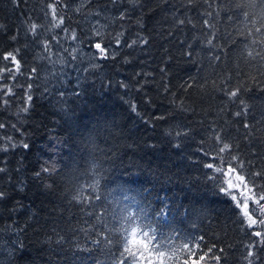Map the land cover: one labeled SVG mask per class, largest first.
<instances>
[{
	"label": "trees",
	"instance_id": "trees-1",
	"mask_svg": "<svg viewBox=\"0 0 264 264\" xmlns=\"http://www.w3.org/2000/svg\"><path fill=\"white\" fill-rule=\"evenodd\" d=\"M51 2L0 0V264H137L133 229L165 264H264L222 187L264 171L259 2L60 0V28Z\"/></svg>",
	"mask_w": 264,
	"mask_h": 264
},
{
	"label": "snow or ice",
	"instance_id": "snow-or-ice-1",
	"mask_svg": "<svg viewBox=\"0 0 264 264\" xmlns=\"http://www.w3.org/2000/svg\"><path fill=\"white\" fill-rule=\"evenodd\" d=\"M19 0H13V3H18ZM112 3H116L117 0H111ZM189 2H191V0H189ZM257 2H259L261 8H262V14H261V24L259 27H256L255 28V33L257 34H261L262 37H264V0H248V6L251 7V8H255L257 6ZM60 4V0H52L51 3H48L47 4V8L51 10V17H52V20L55 22L52 26L54 28H60L61 25L64 23V18L61 16L59 17V19H57V7L59 6ZM238 9H243L245 7V5H242V4H239L236 6ZM79 10V9H77ZM127 15V12L124 11V10H121L120 13H119V18L120 19H124ZM210 15V14H209ZM243 15L245 17V19L247 20L249 18V13L248 12H243ZM178 23L179 24H184L185 21L184 20H178ZM204 24L205 25H209V21L207 19L204 20ZM253 24H255V21H253ZM38 25L35 24V23H32L31 25H29V31H31L33 33V35H35L36 33V29H37ZM210 27V25H209ZM95 35L96 36H101V33L100 32H95ZM120 35H123L122 33ZM71 38L73 40L76 39V33L75 32H72L71 34ZM13 39H15V37H13ZM54 39V38H53ZM139 40V44H147V40L146 39H143V38H138ZM138 40H132L131 43H126L125 46L126 47H135V46H138ZM121 43V40L119 38L116 39V44L117 45H120ZM207 43L209 45H212L213 44V41L211 39H209L207 41ZM253 43H257V41H253ZM259 43H261L262 45H264V38H262ZM44 47L45 49L47 50L48 47H49V44L47 41L44 42ZM95 49H97L103 56L104 58H107L108 57V52H107V49L106 47L102 46L101 43L97 42L95 43ZM191 55V52H189V56ZM259 55V53L257 54ZM248 56L249 57H252L253 56V53L251 51L248 52ZM262 59H264V56H261ZM4 60H11L15 65H16V69L19 70V61L16 59V56L12 53V52H9L7 55H5L3 57ZM213 59L219 61L220 60V56L217 55L215 57H213ZM2 71V70H0ZM8 92H11V89H8ZM238 92L239 90H236V91H230L229 92V99H232V98H235L238 96ZM28 101H31L32 97L31 95H29L27 97ZM243 103V102H241ZM23 111L27 112L28 109L25 107L22 109ZM244 113L242 111H237L235 113V115L237 117H240L242 116ZM4 125L3 124H0V128H3ZM245 128L248 127L247 124L244 125ZM24 147H27V144L26 143H21ZM12 147H16V145H12ZM229 148V145L227 143L224 144L223 148L220 149V151H224L225 149H228ZM233 159L235 160L236 157H233ZM209 167H211V165H209ZM241 169H243L244 165L243 163H241L240 165ZM5 169L0 167V172H4ZM45 171H47V169H45ZM229 171H232V169L230 168ZM249 177L251 178L248 182L252 183V184H255L256 180L257 179H260V180H264V171H257V172H250L249 173ZM237 180L244 185V187L247 189L248 188V182H246V176L245 175H237ZM230 187H236V185H232L230 183L229 185ZM249 191H251V189H249ZM261 192H264V187H261L258 189V191L256 193H254L255 196H257L258 198L255 199V203L256 205H258L259 207V210L261 213H264V203H261L262 201H264V194H260ZM6 195V193H4L3 191H0V198H3L4 196ZM233 199H235V197H232ZM253 197L252 196H249L248 199H252ZM244 208L247 209L248 208V203H247V200L245 201L244 203ZM244 216L245 217H248L249 214L247 211L244 212ZM257 221L256 220H252V219H248V226L251 227L252 225L256 224ZM261 224H264V220H261L260 221ZM133 231L135 232V229H133ZM145 236L148 235V233L144 234ZM253 235L258 239L257 241V244L259 245H264V232H261V231H256L253 233ZM256 247V245L254 244H250L249 245V250L247 252V256H246V259H248V264H253V261L252 259H250L251 257L255 256L256 255V252L254 251V248ZM125 251L128 253V255L132 256L134 261H135V253H133L131 251L130 248H128L126 246L125 248ZM158 255L160 257H164L166 255L165 252H159ZM217 261H219L220 257L219 256H216L214 257ZM203 259V257L201 258Z\"/></svg>",
	"mask_w": 264,
	"mask_h": 264
},
{
	"label": "rangeland",
	"instance_id": "rangeland-1",
	"mask_svg": "<svg viewBox=\"0 0 264 264\" xmlns=\"http://www.w3.org/2000/svg\"><path fill=\"white\" fill-rule=\"evenodd\" d=\"M85 2H87V0H82V3H85ZM91 27L93 28L96 26L93 23H91ZM101 29H103V27H101ZM97 31L98 30L93 28V32H97ZM84 50L86 51V53H89L86 49H84ZM82 54H83V50H81L79 52L80 56H82ZM87 59L89 60V56H83V58H81L80 61L82 63V62H85ZM73 67L74 66H69V68H73ZM75 72L79 75V73L81 71L77 67V68H75ZM236 177H237V175L231 171L224 173V178H223V182H222L223 191L236 204V206L239 208V210L243 216H244L245 211L248 212L249 216L248 217L244 216L247 223H248L249 218L257 221L256 224L251 226L252 228H256L258 226L257 215L260 216L259 207L255 203V199L257 197L254 195V192L249 187V185H248V188L246 189L244 187V185L241 184L237 180ZM230 183L232 185H236V187H230L229 186ZM249 189H251V191H249ZM249 196H252L253 198L248 199ZM232 197H235V199H233ZM246 200L248 203L247 209L244 208V203ZM132 242L134 243L135 246H137L141 250L140 256H139L141 261L138 262L137 264H142L143 262H144V264H165V256L160 257V256L156 255L155 253L151 252L149 247H147L145 237L143 235H141V236L138 235L137 231H135V232L133 231V233H132Z\"/></svg>",
	"mask_w": 264,
	"mask_h": 264
}]
</instances>
